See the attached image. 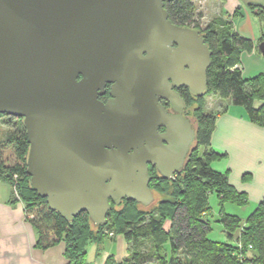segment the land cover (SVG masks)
Wrapping results in <instances>:
<instances>
[{"label": "water", "instance_id": "obj_1", "mask_svg": "<svg viewBox=\"0 0 264 264\" xmlns=\"http://www.w3.org/2000/svg\"><path fill=\"white\" fill-rule=\"evenodd\" d=\"M165 1L0 0V116L22 119L32 186L68 220L87 211L100 226L112 203L151 204L148 163L172 178L195 145L175 86L204 95L213 51Z\"/></svg>", "mask_w": 264, "mask_h": 264}, {"label": "trees", "instance_id": "obj_2", "mask_svg": "<svg viewBox=\"0 0 264 264\" xmlns=\"http://www.w3.org/2000/svg\"><path fill=\"white\" fill-rule=\"evenodd\" d=\"M249 5L264 21V4ZM165 7L172 22L200 28L213 54L205 94L194 96L190 91L183 94L196 119L195 145L187 163L174 177L152 173L149 185L158 197L151 204L143 205L132 199L112 203L107 222L100 226L91 221L87 211L68 220L52 209L47 198L32 186L26 163L29 142L22 119L18 123L15 116L5 118L7 122L14 120V127L0 140V181L12 186V203L23 201L27 218L36 230L38 247L46 249L65 242V264L84 263L88 244L92 241L101 244L110 232L124 234L129 253L120 262L109 254L105 264H264V197L246 220L220 212L219 221L228 241L208 236L212 229L210 193H217L222 202L238 204L248 203V193L230 181L228 172L211 165L212 160L227 157L228 153L212 145L219 112L205 110V96L215 92L230 98L233 104L246 107L251 121L264 124V72L245 77L239 66L242 51L252 50L255 42L234 27L233 18L242 14L240 7L233 13L226 12V17L212 18L205 26L196 17L194 0H166ZM263 40L264 31L260 37ZM255 100L263 103L255 106ZM15 174L20 198L13 189ZM250 175L244 173L243 180ZM167 220L171 221L169 228L165 225ZM148 241L150 246H146ZM165 244L170 245V251Z\"/></svg>", "mask_w": 264, "mask_h": 264}, {"label": "crops", "instance_id": "obj_3", "mask_svg": "<svg viewBox=\"0 0 264 264\" xmlns=\"http://www.w3.org/2000/svg\"><path fill=\"white\" fill-rule=\"evenodd\" d=\"M250 2L259 3L251 0H223L221 14L226 17L237 7L241 8L242 14L233 18L234 27L240 34L255 42V47L250 52H242L239 63L244 76L248 77L264 71V55L257 46L264 31L263 21L251 10ZM248 7L251 15L247 11ZM262 103L261 100L254 101L255 106ZM206 105L212 112H219L212 134V145L215 149L228 153L226 172L230 181L239 190L252 195L256 208L264 197V124L251 121L246 109L231 101L223 106L217 99L211 98ZM246 172L251 173V181L243 180ZM11 197L12 186L10 185V192H5L0 185V264H65V242L61 241L46 249L38 247L36 230L27 218L23 201L12 203ZM168 223L167 228L171 226V221L167 220L165 225ZM222 241H228V237ZM150 245L148 241L146 246ZM165 246L171 250L169 244ZM128 253L129 243L124 234L113 233L101 244L90 242L86 261L82 264H105L109 254H114L120 262Z\"/></svg>", "mask_w": 264, "mask_h": 264}, {"label": "rangeland", "instance_id": "obj_4", "mask_svg": "<svg viewBox=\"0 0 264 264\" xmlns=\"http://www.w3.org/2000/svg\"><path fill=\"white\" fill-rule=\"evenodd\" d=\"M194 1L196 4V7H197V16L196 17H197V19H199V22L202 26H205L212 18L222 14L223 0H194ZM251 1L259 2L262 4L264 3V0H251ZM247 11L251 15L249 7L247 8ZM256 19H258V18H256ZM251 20L252 19H250V21ZM263 26H264V21H263ZM250 51L251 50L244 49L242 52L248 53ZM261 72H264V71H259L258 73L254 74L252 76H255ZM245 77H248V76L245 75ZM211 98L217 99V101H219L223 106H227L229 101H231L230 98L221 97L219 94H217L215 92H211L205 96L206 104ZM210 103L212 104L213 102L211 101ZM222 105H220L219 107H221ZM242 107H244L246 109L245 106H242ZM222 108L223 107H221V109ZM190 110H193L192 106H190ZM205 110L211 111L207 105L205 107ZM246 113L248 114L247 109H246ZM14 120H16V122H18V123H19V121H21V119L19 117H14ZM14 120H12L11 122H7L5 118H2V119L0 118V140H1V138H3V136H5V134L10 129H12L14 127L13 126ZM226 160H227V157L217 159V160H212L211 165H212V167H214L217 170L226 172L227 171ZM251 179H252V175L249 176V179L244 180V181H251ZM0 185L5 189V192H10V184L8 182H6V181L0 182ZM251 196L252 195L249 193L248 194V203L238 204V203L231 202V201L222 202L221 198H219L217 193H215V192L210 193V195H209V202H210V206H211V215H210V221L211 222H210V225H211L212 229L208 232V236L210 238L216 239V240H226L228 236L225 233L224 226H223L222 222L219 221L220 212L223 210L227 213L238 215L243 220H246L248 218V216L253 212V209L256 206V202L252 199ZM156 197H158L157 194H156ZM168 225H169V223L166 224V227H168ZM147 250H148V248H147Z\"/></svg>", "mask_w": 264, "mask_h": 264}, {"label": "flooded vegetation", "instance_id": "obj_5", "mask_svg": "<svg viewBox=\"0 0 264 264\" xmlns=\"http://www.w3.org/2000/svg\"><path fill=\"white\" fill-rule=\"evenodd\" d=\"M195 27V26H194ZM201 34H202V31H201ZM175 89L178 90V92L181 94V96L185 99L184 97V92L186 91H190V89L186 86H183V85H180V86H175ZM191 92V91H190ZM194 95V94H193ZM195 96V95H194ZM98 98L100 100H102L103 102H107L109 101L110 99L113 98V94H112V83H107L105 89L103 91H100L98 93ZM185 102H186V105H185V108H184V115L190 119V121L193 123L194 125V128L196 130V119H195V116H194V113L192 112V110H190V105H189V102L186 101L185 99ZM160 103L163 104L166 108L169 109L170 112H174L170 103L163 99V98H160ZM9 116V114L7 113H3L1 114L0 118H7ZM158 131L161 133V134H164L166 131H167V128L166 126L164 125H160L158 127ZM165 144H167V141L165 140L164 141ZM193 145V144H192ZM192 148V146H191ZM190 152H191V149H190ZM190 152H188V154L186 155L185 157V160H184V163L183 165H185L188 161V158H189V154ZM148 169H149V174L152 178V173L157 171L158 172V169H157V166L156 165H153L152 163H148ZM159 173V172H158ZM160 174V173H159ZM161 175V174H160ZM112 201V200H111Z\"/></svg>", "mask_w": 264, "mask_h": 264}, {"label": "built area", "instance_id": "obj_6", "mask_svg": "<svg viewBox=\"0 0 264 264\" xmlns=\"http://www.w3.org/2000/svg\"><path fill=\"white\" fill-rule=\"evenodd\" d=\"M14 178H15V183L13 185V189H14V192H15V195L20 198V195H19V192H18V189H17V179H18V176L17 174L14 175ZM110 234H113V232H110Z\"/></svg>", "mask_w": 264, "mask_h": 264}]
</instances>
